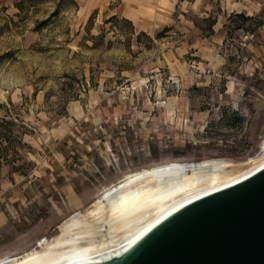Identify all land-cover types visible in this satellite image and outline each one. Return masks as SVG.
I'll return each instance as SVG.
<instances>
[{"label":"rangeland","instance_id":"1","mask_svg":"<svg viewBox=\"0 0 264 264\" xmlns=\"http://www.w3.org/2000/svg\"><path fill=\"white\" fill-rule=\"evenodd\" d=\"M102 126L82 212L130 172L214 158L237 172L264 155V0H0V187L66 130ZM41 204L17 221L39 224L33 240L2 232L0 258L52 239L79 211L44 223Z\"/></svg>","mask_w":264,"mask_h":264},{"label":"bare ground","instance_id":"2","mask_svg":"<svg viewBox=\"0 0 264 264\" xmlns=\"http://www.w3.org/2000/svg\"><path fill=\"white\" fill-rule=\"evenodd\" d=\"M260 155L237 172L231 170V161L215 158L172 161L130 172L105 188L86 212L79 210L64 221L58 235L40 239L36 247L22 254L2 257L0 264H72L109 256L180 204L235 183L262 167L264 155Z\"/></svg>","mask_w":264,"mask_h":264},{"label":"water","instance_id":"3","mask_svg":"<svg viewBox=\"0 0 264 264\" xmlns=\"http://www.w3.org/2000/svg\"><path fill=\"white\" fill-rule=\"evenodd\" d=\"M72 264H264V165L180 204L120 251Z\"/></svg>","mask_w":264,"mask_h":264},{"label":"crops","instance_id":"4","mask_svg":"<svg viewBox=\"0 0 264 264\" xmlns=\"http://www.w3.org/2000/svg\"><path fill=\"white\" fill-rule=\"evenodd\" d=\"M249 10L251 9H232V12L249 15ZM254 13L256 12L253 10L250 15ZM97 97L98 100L105 99V96L100 98V91ZM82 112L84 113L83 108ZM94 130L81 137L66 130L64 136L71 135L72 138L62 141L56 137L57 140L49 146V150L45 149L39 154V159L35 158L29 171L12 174L13 180L10 179L0 187V234L5 233V237L19 235L16 233L19 228L20 233L32 241L37 234L34 229L39 224L33 228L17 224V221L22 222L20 214H40L43 209L41 203H48L51 215L45 221L39 217L41 222L46 223L63 216L69 210H82L91 203L97 191L92 179L94 174L100 172L96 161L102 155L103 140L109 136L103 126ZM114 132L115 129L113 134L116 136ZM26 230L29 232L24 233Z\"/></svg>","mask_w":264,"mask_h":264},{"label":"trees","instance_id":"5","mask_svg":"<svg viewBox=\"0 0 264 264\" xmlns=\"http://www.w3.org/2000/svg\"><path fill=\"white\" fill-rule=\"evenodd\" d=\"M240 16H241V17H243V18L245 17V15H244V14H243V15H242V14H240Z\"/></svg>","mask_w":264,"mask_h":264}]
</instances>
